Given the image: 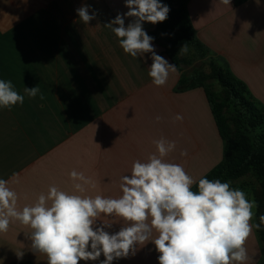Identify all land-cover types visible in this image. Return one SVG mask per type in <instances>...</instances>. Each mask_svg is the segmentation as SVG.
Instances as JSON below:
<instances>
[{"label":"crops","instance_id":"obj_1","mask_svg":"<svg viewBox=\"0 0 264 264\" xmlns=\"http://www.w3.org/2000/svg\"><path fill=\"white\" fill-rule=\"evenodd\" d=\"M83 5L89 14L96 13L88 25L76 12ZM188 9L204 46L250 90H264V0L236 8L222 0H188ZM128 10L125 0H0V79L10 80L25 97L23 105L11 110L0 107V179L17 193L19 210L47 195L50 186L70 194L119 198L121 178L131 174L135 161L159 156L154 142L161 138L175 142L162 159L183 166L194 180L192 190L221 162L224 142L204 89H179L178 69L164 86L154 85L148 75L151 53L133 58L104 26ZM134 19L126 17L125 27ZM157 25L143 22L142 27L148 34ZM152 44L156 54L174 64L162 44ZM37 85L43 100L24 92ZM177 114L182 121L174 119ZM73 170L95 186L77 192ZM104 223L111 224L104 230L114 234L128 222L101 214L94 230ZM32 231L10 222L8 231L0 233V264H47V256L31 248ZM156 235L153 231L152 238ZM245 248L244 264L264 259L256 228ZM20 253L22 258L16 255ZM158 256L149 241L138 245L135 255L112 264H159ZM104 259L101 254L79 264Z\"/></svg>","mask_w":264,"mask_h":264},{"label":"clouds","instance_id":"obj_2","mask_svg":"<svg viewBox=\"0 0 264 264\" xmlns=\"http://www.w3.org/2000/svg\"><path fill=\"white\" fill-rule=\"evenodd\" d=\"M222 3L230 5L231 0ZM125 6L129 9L126 13L117 14L104 26L133 58L151 53L148 75L154 85L164 86L177 66L156 54L154 38L142 24L165 21L170 9L158 0H125ZM76 12L84 24L96 19L95 11L89 14L87 5ZM126 17L135 18L127 27ZM188 51L185 43L178 54ZM24 92L30 98L39 94L44 99L39 85L25 87ZM24 99L10 80L0 79V107L11 110L14 105H23ZM174 119L182 121L183 116L177 114ZM154 143L159 156L152 154L146 162H134L131 174L121 178L119 198L70 194L50 186L47 195H39L33 205L19 210L17 193L8 187V181L0 179V233L7 232L12 221L30 227L31 248L34 253L46 255L47 264L96 261L101 254L105 259L100 264H112L116 259L135 255L137 246L149 241L159 253V264H244L248 259L246 240L253 228L259 230L264 225V215L259 217L260 223H251L258 203L249 200L243 190L231 187L230 181L220 179L200 178L198 191H193L194 180L183 166L162 159L175 149V142L161 138ZM181 154L186 156L187 152ZM70 177L79 193L85 191L84 185L95 186L75 170ZM101 214L114 215L128 223L114 234L104 230L110 223L94 230ZM153 231L157 233L155 238ZM16 255L22 258L23 253Z\"/></svg>","mask_w":264,"mask_h":264},{"label":"trees","instance_id":"obj_3","mask_svg":"<svg viewBox=\"0 0 264 264\" xmlns=\"http://www.w3.org/2000/svg\"><path fill=\"white\" fill-rule=\"evenodd\" d=\"M248 1L232 0V5L236 8ZM158 2L167 5L170 11L167 19L158 22L156 30L148 35L154 38V42L162 44L165 53L177 66L180 72L179 89H204L224 142L221 162L203 178L230 181L231 187L238 188L237 181L253 177L257 182L252 195L259 205L255 212V224H258L259 217L264 215V108L253 100L242 80L214 60L210 59L207 71H187L184 65L190 64V60L178 54L183 44L186 43L189 50H195L199 58L208 57V49L198 39L192 24L188 0ZM193 191H198V182ZM256 232L264 249V225ZM260 264H264V259Z\"/></svg>","mask_w":264,"mask_h":264},{"label":"rangeland","instance_id":"obj_4","mask_svg":"<svg viewBox=\"0 0 264 264\" xmlns=\"http://www.w3.org/2000/svg\"><path fill=\"white\" fill-rule=\"evenodd\" d=\"M231 2H232V0H231ZM185 56L187 57V59L190 60V64L184 65V68H186V70L189 71V72H192L195 69H203V70L207 71L208 70V63H209L210 59L220 63L223 67L227 68L226 67L227 63L225 61H224V63H221L222 61L219 59V57H217L215 52H213L212 50H208V55H207L208 57H205L203 59L199 58L197 56L195 50H193V49H190L188 51V53L185 54ZM243 82L247 85V83L245 81H243ZM262 85H263V88H264V83H262ZM216 88L219 89L218 86H216ZM253 88H254V91L250 90L249 87H248L249 92H250L253 100L259 106L264 108V90L261 89V91L259 92L255 87H253ZM236 185H237V187L239 189L251 188L250 191H248V193L246 192V195H249L248 198L250 200L253 199L252 189L254 188V186H257V182H256V180L253 177H251V176L244 177V178L240 179L239 181H237ZM254 212H256V209H254ZM252 219L254 220V223H255V215L253 216Z\"/></svg>","mask_w":264,"mask_h":264}]
</instances>
